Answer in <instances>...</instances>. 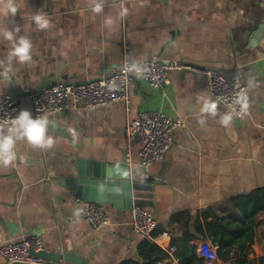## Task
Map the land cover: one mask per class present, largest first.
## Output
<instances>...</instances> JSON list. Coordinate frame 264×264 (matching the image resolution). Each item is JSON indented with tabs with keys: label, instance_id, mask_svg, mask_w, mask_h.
<instances>
[{
	"label": "crops",
	"instance_id": "0c3cea01",
	"mask_svg": "<svg viewBox=\"0 0 264 264\" xmlns=\"http://www.w3.org/2000/svg\"><path fill=\"white\" fill-rule=\"evenodd\" d=\"M95 3L102 5V12L92 10V0H15L14 17L0 13V29L19 27L17 39L25 36L33 45L31 63L13 60L15 74L0 76V93L14 96L20 111L32 114L29 93L46 81L80 83L115 72L124 46L132 62L157 58L239 81L247 87L248 108L242 118L223 103H218L215 116L202 112L205 99L214 101L206 76L176 69L168 71L170 84L161 89L136 78L127 102L86 109L70 99L69 109L46 115L47 135L56 140L53 148L17 139L15 159L8 166L0 163V246L36 235L46 251L67 254L82 264L138 259L143 240L130 225V211L101 205L111 222L102 230L79 215L66 181L82 158L127 165L134 205L153 215L155 236H162L155 243L167 249L171 237L181 239L188 233L198 239L196 256L204 261L207 249L216 251L206 223L214 217L238 220L242 212L237 199L264 188V0ZM37 13L46 14L51 27L38 29L32 19ZM9 48L0 36L5 67ZM143 110L161 111L185 125L174 131L164 158L147 168L140 164L137 141L131 142L130 164L125 159L124 129ZM229 114L232 120L225 127L221 119ZM254 233L250 258L264 255L263 213ZM174 251L157 264H178ZM0 264H6L1 256Z\"/></svg>",
	"mask_w": 264,
	"mask_h": 264
},
{
	"label": "built area",
	"instance_id": "2783aa9c",
	"mask_svg": "<svg viewBox=\"0 0 264 264\" xmlns=\"http://www.w3.org/2000/svg\"><path fill=\"white\" fill-rule=\"evenodd\" d=\"M171 69L205 75L207 89L212 99L225 104L236 118L244 116L245 112L241 111V105L237 103L238 96L241 93L246 94L247 91V87L241 82H230L214 70L166 62L157 58L132 62L129 59V48L124 46L121 64L115 72L86 82H57L40 92L30 94L31 118L62 113L70 108V99L80 101L86 109H96L120 101L127 102L131 84L136 78L144 81L151 89H161L170 84L168 71ZM19 113L18 100L11 94L0 93V123L6 126L7 131L11 121ZM184 126L182 120L172 119L161 111H140L124 129L126 163L130 164L133 140L140 143L137 154L141 166L147 168L161 161L172 146L174 131ZM74 202L79 215L95 230H102L110 225V218L101 205L80 197H76ZM130 225L142 240L155 243L162 237L153 234L156 227L153 215L139 206H134L130 210ZM42 251L43 243L36 235H28L19 241L0 246V256L6 264L14 262L40 264L43 261L34 254ZM207 252L202 264H233L231 261L219 259L216 251L207 249Z\"/></svg>",
	"mask_w": 264,
	"mask_h": 264
},
{
	"label": "trees",
	"instance_id": "16d2710c",
	"mask_svg": "<svg viewBox=\"0 0 264 264\" xmlns=\"http://www.w3.org/2000/svg\"><path fill=\"white\" fill-rule=\"evenodd\" d=\"M236 206L242 212L238 220L214 217L206 223L208 238L216 247L217 256L223 261H231L233 264H264V255L250 258L255 246L254 225L258 215L264 214V188L254 190L246 198L237 199ZM153 234L157 235L156 232ZM197 240L184 233L181 239L171 237L167 249L143 240L139 246L138 259L124 264H157L170 257L169 251L172 248L175 249L172 256L178 264H202V259L197 258L195 252Z\"/></svg>",
	"mask_w": 264,
	"mask_h": 264
},
{
	"label": "clouds",
	"instance_id": "9594fccd",
	"mask_svg": "<svg viewBox=\"0 0 264 264\" xmlns=\"http://www.w3.org/2000/svg\"><path fill=\"white\" fill-rule=\"evenodd\" d=\"M95 7L92 9L95 13L103 11V7L99 3H95L92 0ZM126 10L121 12L124 15ZM0 13L5 16L11 15L14 17L17 13V7L15 0H0ZM37 28L45 30L51 27L50 20L46 14L37 13L32 17ZM107 24H111L110 19L106 20ZM20 31L19 27L13 30H7L6 28L0 29V36L9 42L10 48L8 52V66H4V62L0 61V68L4 71L0 72V76L10 78V74L14 75L12 68V61L15 60L18 64L24 65L32 62V42L25 36L17 39L16 34ZM237 103L241 105V111L246 112L248 108L247 97L244 93H241L237 98ZM218 102L212 101L211 98L204 100L202 112L209 113L213 116L217 114ZM232 120L231 114L222 117L221 124L227 127ZM49 120L47 116L37 117L36 119L31 118V113L27 110H21L19 115L11 121V126H8V134H5V127L0 124V163L8 166L15 159L14 149L16 146L17 139H24L30 145L39 147L41 149H51L55 146L56 140L51 136L47 135ZM69 132L75 136V131L69 129ZM18 134V135H16Z\"/></svg>",
	"mask_w": 264,
	"mask_h": 264
},
{
	"label": "water",
	"instance_id": "95a60500",
	"mask_svg": "<svg viewBox=\"0 0 264 264\" xmlns=\"http://www.w3.org/2000/svg\"><path fill=\"white\" fill-rule=\"evenodd\" d=\"M51 86L46 81L34 89L30 94L40 92ZM69 189L74 191L76 197L99 205L113 204L117 209L130 211L135 202L132 195V185L129 179L127 165H110L106 162H97L79 158L75 161V168L66 181ZM33 254V253H31ZM43 262L40 264H82L80 259L73 258L60 252L44 251L34 254ZM10 264H33L14 262Z\"/></svg>",
	"mask_w": 264,
	"mask_h": 264
}]
</instances>
